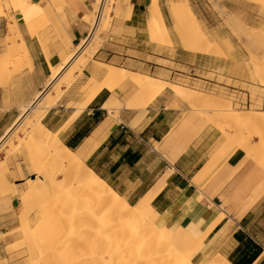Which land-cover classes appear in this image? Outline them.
I'll return each mask as SVG.
<instances>
[{
    "label": "rangeland",
    "instance_id": "374dc122",
    "mask_svg": "<svg viewBox=\"0 0 264 264\" xmlns=\"http://www.w3.org/2000/svg\"><path fill=\"white\" fill-rule=\"evenodd\" d=\"M89 1L86 11L78 19H75L72 13L71 17L68 15V12L73 10L69 0L55 4V14L45 15L37 22L38 37L28 33L19 15H15L12 10L7 11L8 34L5 38V48L0 51V57L4 59L0 64V89L6 90L3 95L5 107L11 108L23 97V91L29 89L25 78L32 72V66L25 61H15L11 57L12 53H9L13 35L11 26L14 22H18L24 38H41L51 43L50 47L59 53L60 65L84 38L91 36L89 17L97 18L98 11L97 0ZM133 1H142L143 5L137 6V14L132 20L127 17L131 0L107 1L108 10L103 22L85 44L84 50L78 52L82 58L98 46L88 63L82 70L79 62L74 69L68 66L53 87L42 94L37 107L31 110L3 141L0 139V233H4V237L0 238V264H48L43 263L37 256H29L32 242L39 235L38 228L43 220L34 214L36 209L42 206L41 202L35 197H28L24 203L22 194L13 196L14 187L29 179L41 178L35 173L32 174L25 164L24 147L31 137V129L26 123L37 122L35 114L43 111L48 95L54 100L52 107L63 103L68 108H77L76 113L83 110L85 89L91 81L90 68L93 64L101 62L151 76L156 82L178 84L190 92H200L227 102L243 113L258 114L264 111V0H189L190 12L178 7L182 0H159L170 33L159 35L158 38L152 37L147 27L149 0ZM10 2L11 0H0L4 8H8ZM51 2L52 0H44L43 4ZM174 9H178V15ZM60 14L64 16L65 21L60 20ZM193 17L197 18L201 29L198 30L195 26ZM75 27L84 29V33L72 42ZM69 71L71 76L66 80L64 77ZM101 78L102 76L96 79ZM58 83L59 91L56 90ZM37 94L38 90L31 94L26 92V100L19 104L18 111L10 109L9 121L12 122L15 118L13 115L20 113ZM116 98L119 99L113 109L116 118L124 107L143 113L153 106L157 99L165 102V106L174 113L171 116L169 136L178 142H188L208 133L205 145L209 144L206 153L207 162L212 160L211 174L220 172L229 158L243 154L244 159L233 169V174L236 175L244 166L247 168V165L252 170L246 178L235 180L237 194H241V189L238 188L242 187V184L247 185L250 180L256 179V182L264 184V176L260 180L263 166L252 156L246 155L244 150L237 149L232 153L230 151V155L226 157L228 146L224 143L228 136H233L231 130L227 129L228 135L225 136L215 125L209 123L198 133L206 118L213 114L212 111L198 112L168 87L145 108H135V91L131 86L118 87ZM62 113L59 112L58 116ZM0 119L5 122L6 115L0 113ZM256 129L252 128V131ZM53 134L60 138L61 132ZM260 143V137L253 136L254 146H259ZM58 178L65 181L69 176L60 174ZM195 183L201 184L196 180ZM26 214L32 223L31 227L25 230L22 228V222ZM168 215L167 213L166 217ZM172 231L173 235H176L178 228H173ZM198 236L200 235L194 236V241L199 239ZM64 238L60 237L61 240ZM194 241L187 239L174 247L186 251L192 248ZM207 255L201 246L191 254L192 260L197 264Z\"/></svg>",
    "mask_w": 264,
    "mask_h": 264
},
{
    "label": "bare ground",
    "instance_id": "6f19581e",
    "mask_svg": "<svg viewBox=\"0 0 264 264\" xmlns=\"http://www.w3.org/2000/svg\"><path fill=\"white\" fill-rule=\"evenodd\" d=\"M107 1L97 0L98 16L97 18L89 17L90 38L103 22L108 10ZM43 2V0L40 2L11 0L8 8L0 4V16L12 10L15 15L22 18L28 33L38 37L37 22L45 15L55 14V4L63 0H52L46 5ZM129 5L128 18L131 17L133 9L132 4ZM178 7L190 12L189 0H182ZM174 12L178 15V9H174ZM59 18L65 21L62 14ZM192 20L198 30L201 29L197 18L193 17ZM147 23L152 37L169 35L170 29L159 0H149ZM11 32L13 35L8 48L9 53H12L11 57L17 62L25 61L32 66L33 58L17 21L11 26ZM90 38H84L60 65H50L52 74L44 90L39 91L36 97L23 107L13 124L2 136V141L31 110L37 107L42 94L53 87L68 66L74 69L79 62L82 70L88 63L98 46L82 58L78 52L84 50ZM38 41L43 48L48 43L41 38H38ZM47 59L50 60L49 54ZM3 60V57H0V64ZM70 71L64 77L66 80L71 76ZM90 72L92 76L85 89L84 107L88 106L102 90L108 89L113 96L106 100L103 107L112 112L119 103V99L116 98L117 88L131 86L135 91V108H145L168 87L198 112H213L200 126L198 133L209 123L215 125L225 136L228 135L227 129L234 133L233 136H228L224 143L228 146L226 157L230 155V151L232 153L242 149L246 155L252 156L264 168V111L258 114L243 113L234 109L231 104L207 94L190 92L187 88L174 83L156 82L151 76L140 75L101 62L93 64ZM100 76H102L101 80L96 79ZM70 82L69 80L68 83ZM56 90H60L59 83L56 85ZM47 100L43 111L35 114L37 122L33 124L27 121L26 123V126L31 129V137L24 147L25 164L32 174L35 173L41 178L40 180L29 179L22 185L14 187L13 191V196L22 194L24 203L28 197H35L42 204L34 213L36 217L43 220L38 228L39 235L32 242L29 256L31 258L37 256L43 260V263L48 264H197L192 260V252L204 244V240L212 232L216 223L220 222L222 216L203 232L196 231L195 225L192 224L189 228L179 227L177 234L173 235L172 229L166 226L167 217L158 213L152 206L153 199L163 188L170 173L156 189L138 202L130 203L86 163L87 158L105 137L112 120L107 118L83 144L77 148H70L41 121L53 106L54 100L50 95L47 96ZM252 128L257 129L253 132ZM253 136L260 137L259 146H254ZM211 161L205 164L196 177L197 182H201L211 174L213 171ZM60 174L67 175L70 179L67 178L66 182L62 181L58 178ZM262 176L264 171L260 180ZM25 217L22 228L26 230L31 227L32 221L28 219L27 214ZM3 234V232L0 233V238L4 237ZM196 234L200 236L194 241ZM61 236L65 238L61 240ZM187 239L194 241L192 248L180 251L174 247L186 242ZM207 254L199 264H232L221 254L215 252Z\"/></svg>",
    "mask_w": 264,
    "mask_h": 264
},
{
    "label": "crops",
    "instance_id": "0c3cea01",
    "mask_svg": "<svg viewBox=\"0 0 264 264\" xmlns=\"http://www.w3.org/2000/svg\"><path fill=\"white\" fill-rule=\"evenodd\" d=\"M69 1L73 10L68 15L72 13L75 19L86 11L90 2ZM131 4L133 9L129 20L137 14V6L143 5L142 1L133 0ZM74 29L72 42L84 33L80 27ZM7 34V18L1 15L0 51L5 48ZM25 40L33 58L32 72L25 78L29 89L23 91V97L11 108L3 105L6 90L0 89V113L7 118L5 122L0 119V139L20 114L15 113L11 122L8 119L10 109L18 111L19 104L26 100V92L31 94L44 90L51 76L50 65L60 62L59 53L50 47L51 43L43 48L37 38ZM110 96L111 91L102 90L74 118L77 108L58 104L47 112L42 122L52 132H61L60 140L65 145L77 148L110 118L112 122L105 137L86 160L96 173L130 203L138 202L156 189L170 173L152 201L158 213L163 216L169 214L167 227L189 228L193 224L196 231L203 232L222 216L204 240L203 251L221 254L232 264H247L248 257L259 246L260 255L251 264H264V184L253 179L238 188L241 194L235 192V180L246 178L252 170L247 165V168L244 166L236 175L233 174V169L244 159V155L239 153L229 158L220 172L210 174L197 185L195 179L208 160L206 150L209 144L205 145L208 133L188 142H178L169 136L174 113L165 106V102L157 99L143 113L124 107L116 118L115 111L109 114L103 107ZM59 112L63 113L58 116Z\"/></svg>",
    "mask_w": 264,
    "mask_h": 264
},
{
    "label": "trees",
    "instance_id": "16d2710c",
    "mask_svg": "<svg viewBox=\"0 0 264 264\" xmlns=\"http://www.w3.org/2000/svg\"><path fill=\"white\" fill-rule=\"evenodd\" d=\"M257 250L250 256L248 257V263L251 264L253 261L260 255L261 248L259 246H256Z\"/></svg>",
    "mask_w": 264,
    "mask_h": 264
}]
</instances>
